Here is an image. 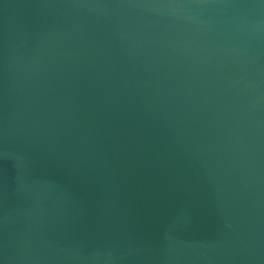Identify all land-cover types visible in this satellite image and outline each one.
<instances>
[{
    "label": "water",
    "instance_id": "water-1",
    "mask_svg": "<svg viewBox=\"0 0 264 264\" xmlns=\"http://www.w3.org/2000/svg\"><path fill=\"white\" fill-rule=\"evenodd\" d=\"M0 264H264V0H0Z\"/></svg>",
    "mask_w": 264,
    "mask_h": 264
}]
</instances>
